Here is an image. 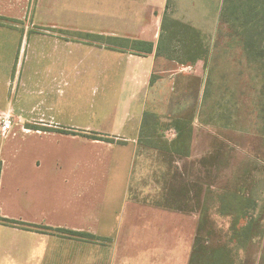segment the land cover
I'll return each mask as SVG.
<instances>
[{
  "label": "crops",
  "instance_id": "obj_1",
  "mask_svg": "<svg viewBox=\"0 0 264 264\" xmlns=\"http://www.w3.org/2000/svg\"><path fill=\"white\" fill-rule=\"evenodd\" d=\"M31 1L0 0V216L97 240L0 223V264H133L132 255L120 257L118 236L127 229L143 115L166 82L156 73L200 72L205 85L204 57L218 51L225 0H43L53 26L34 37L38 63L25 67L21 32L8 25L26 20ZM2 117L12 119L7 134Z\"/></svg>",
  "mask_w": 264,
  "mask_h": 264
},
{
  "label": "trees",
  "instance_id": "obj_2",
  "mask_svg": "<svg viewBox=\"0 0 264 264\" xmlns=\"http://www.w3.org/2000/svg\"><path fill=\"white\" fill-rule=\"evenodd\" d=\"M221 24V38L215 43L218 51L212 56L204 57L210 67L205 85L202 87L204 82L196 76L193 77L195 84L191 86L192 82H189L187 86L188 91L192 89L191 94L194 97L193 107L191 106L192 114L186 117L181 112L182 104L179 100L186 102L185 98L181 99L186 90L183 91V85L176 83L169 102L171 106L165 114L162 115L151 108L144 112L136 161L141 153L147 151L158 154L169 168H174V164L178 161H190L193 158L192 147L196 121L204 126H216L226 130L244 129L241 127V118L238 115L239 111L245 107V101L241 99L244 95L241 86L245 84H241L242 78H246L247 87L254 93L250 106L257 113L255 131L257 135L264 138V0H225ZM225 28L228 30L226 33ZM219 47L227 50L221 54ZM237 50L241 52L240 56L235 54ZM221 62L234 66L223 69L220 66ZM155 78V76L152 77V85L155 83ZM43 130L109 143L116 142L113 137L88 134L69 128ZM170 130L176 133L172 141L166 138V133ZM199 164L202 171L208 167L206 160H201ZM181 169L182 173L178 175L179 184L173 185L171 187L173 191L163 196V202L159 207L175 212H185L192 208L193 211L198 212L199 226L189 264H239V254H247L253 242L264 236V231L259 228L262 217L256 215L257 201L239 189L234 191L221 189L213 195L212 185L207 181V177L202 175V171H195L194 163L191 162ZM173 178L175 180V177ZM213 203L216 204L217 213L220 216L231 218L227 241H212L216 234L215 228L207 226V223L210 221L208 216ZM0 223L29 231L59 233L69 239H82L88 242L97 240L94 235L88 233L29 224L1 216Z\"/></svg>",
  "mask_w": 264,
  "mask_h": 264
},
{
  "label": "rangeland",
  "instance_id": "obj_3",
  "mask_svg": "<svg viewBox=\"0 0 264 264\" xmlns=\"http://www.w3.org/2000/svg\"><path fill=\"white\" fill-rule=\"evenodd\" d=\"M46 15L43 0H32L27 9H22L21 16L27 17L25 21L21 20L13 25L6 24L21 32L23 48L21 66L28 67L38 63L36 53L33 52L37 49L34 37L48 35L53 26L45 23ZM224 32L228 30L225 28ZM38 54H42L41 49ZM237 55L240 56L241 53ZM92 62L93 58L86 56V63ZM220 66L226 69L234 65L221 62ZM196 75L203 77L204 73L188 70L184 73H156L157 77H164L166 82L165 85L154 90V98L150 102L153 105L151 104L150 108L154 109L162 105L160 101L167 98L171 90L170 84L176 78L177 83L183 85L182 90H186V96L185 94L181 96V99L185 98L186 102L179 100L182 104L181 112L189 117L192 114L194 97L191 94L192 89L188 91L187 86L189 82H192L191 86L195 84L193 77ZM86 80H93L92 73L90 77L86 76ZM240 82L245 83L241 86L244 91L241 99L245 101V107L238 113L241 118L240 123L243 125L241 127L244 129L226 130L216 126H204L196 121L192 147L193 158L190 161L176 162L174 168H169L165 160L156 153L147 151L139 155L135 162L130 186L131 204H128L126 210L127 229L118 236L120 257L132 255L133 264H189L199 226L198 212L193 211L192 208L185 212L163 210L159 205L163 202V196L173 191L171 187L179 184L178 175L182 173L181 168L192 162L195 164L196 172L202 171L199 164L201 160H206L208 164V167L202 171V175L206 176L207 181L212 185L213 195L221 189L227 191L239 189L257 201L256 215L262 217L259 228L264 231V138L257 135L255 131L257 113L250 106L254 93L247 87L246 78H242ZM95 86H98L96 80L95 83L86 85L85 100L95 96L93 94ZM167 105L171 106L170 103ZM175 137L176 133L173 130L166 133L169 141ZM187 170L190 171L188 167ZM183 171L185 172V169ZM209 214L210 221L207 226L214 227L216 233L212 241L229 240L231 218L220 216L214 203L210 207ZM239 255V264H264V236L253 242L247 254Z\"/></svg>",
  "mask_w": 264,
  "mask_h": 264
},
{
  "label": "built area",
  "instance_id": "obj_4",
  "mask_svg": "<svg viewBox=\"0 0 264 264\" xmlns=\"http://www.w3.org/2000/svg\"><path fill=\"white\" fill-rule=\"evenodd\" d=\"M1 122H2L3 127H4L5 134H7L9 131H11L12 125H13L11 118L2 117Z\"/></svg>",
  "mask_w": 264,
  "mask_h": 264
}]
</instances>
